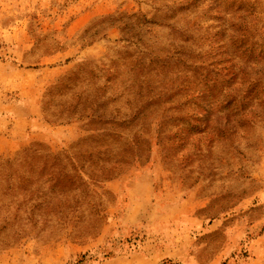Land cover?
<instances>
[{
	"label": "rangeland",
	"instance_id": "obj_1",
	"mask_svg": "<svg viewBox=\"0 0 264 264\" xmlns=\"http://www.w3.org/2000/svg\"><path fill=\"white\" fill-rule=\"evenodd\" d=\"M0 264H264V0H0Z\"/></svg>",
	"mask_w": 264,
	"mask_h": 264
}]
</instances>
